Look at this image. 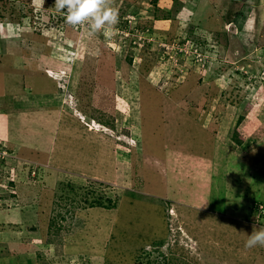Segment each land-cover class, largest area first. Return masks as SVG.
Segmentation results:
<instances>
[{"label": "rangeland", "instance_id": "rangeland-1", "mask_svg": "<svg viewBox=\"0 0 264 264\" xmlns=\"http://www.w3.org/2000/svg\"><path fill=\"white\" fill-rule=\"evenodd\" d=\"M54 3L0 0V264H264V0Z\"/></svg>", "mask_w": 264, "mask_h": 264}, {"label": "clouds", "instance_id": "clouds-1", "mask_svg": "<svg viewBox=\"0 0 264 264\" xmlns=\"http://www.w3.org/2000/svg\"><path fill=\"white\" fill-rule=\"evenodd\" d=\"M113 0H55L54 8L62 13L65 22L73 27L86 25L92 34L115 26L118 10L112 6ZM245 248L264 247V228H253L245 242Z\"/></svg>", "mask_w": 264, "mask_h": 264}, {"label": "crops", "instance_id": "crops-1", "mask_svg": "<svg viewBox=\"0 0 264 264\" xmlns=\"http://www.w3.org/2000/svg\"><path fill=\"white\" fill-rule=\"evenodd\" d=\"M0 106H1V103H0ZM7 115L9 116V114H7ZM7 115L4 114V112L2 110H0V140L1 139L9 140V138H11V136H10L11 135L10 134V126H9L8 129H5V127H4V124H5L4 121H6ZM18 122H19L18 124H22V121H18ZM22 125L24 126V124H22ZM215 174H217V173H215Z\"/></svg>", "mask_w": 264, "mask_h": 264}, {"label": "built area", "instance_id": "built-area-1", "mask_svg": "<svg viewBox=\"0 0 264 264\" xmlns=\"http://www.w3.org/2000/svg\"><path fill=\"white\" fill-rule=\"evenodd\" d=\"M0 152H1V150H0Z\"/></svg>", "mask_w": 264, "mask_h": 264}]
</instances>
